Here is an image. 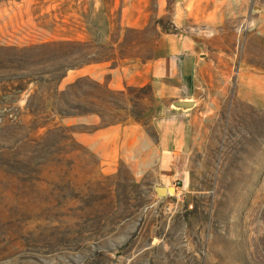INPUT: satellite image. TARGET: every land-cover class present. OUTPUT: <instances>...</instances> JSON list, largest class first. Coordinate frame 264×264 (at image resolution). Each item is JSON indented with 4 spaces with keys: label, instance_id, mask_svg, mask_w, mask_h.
Masks as SVG:
<instances>
[{
    "label": "rangeland",
    "instance_id": "1",
    "mask_svg": "<svg viewBox=\"0 0 264 264\" xmlns=\"http://www.w3.org/2000/svg\"><path fill=\"white\" fill-rule=\"evenodd\" d=\"M97 1L131 13L67 42L41 37L51 0H0V264H264V0ZM179 35L195 120L158 196L170 98L140 74Z\"/></svg>",
    "mask_w": 264,
    "mask_h": 264
},
{
    "label": "crops",
    "instance_id": "2",
    "mask_svg": "<svg viewBox=\"0 0 264 264\" xmlns=\"http://www.w3.org/2000/svg\"><path fill=\"white\" fill-rule=\"evenodd\" d=\"M40 10L34 13H46L50 27L41 29V37L51 40L89 41L97 33L104 35L107 29L106 13H131L114 8H102L97 0H51L40 4ZM115 6V5H113ZM133 13H136L135 11ZM45 33V34H44ZM197 53L194 45L186 36L168 38L161 55L147 61L141 70L140 79L152 80L161 97L170 98L161 114L157 126V137L153 143V170L155 185L168 187L175 179L185 182V157L191 144V130L195 120L194 69ZM138 67L131 66L129 77L138 84ZM194 101L187 108H177L173 101ZM177 190V187L174 188Z\"/></svg>",
    "mask_w": 264,
    "mask_h": 264
},
{
    "label": "water",
    "instance_id": "3",
    "mask_svg": "<svg viewBox=\"0 0 264 264\" xmlns=\"http://www.w3.org/2000/svg\"><path fill=\"white\" fill-rule=\"evenodd\" d=\"M174 107L187 109L193 105V101L191 100H183V101H173L171 103ZM172 187H164V186H154V191L158 196H164L167 194V190H171Z\"/></svg>",
    "mask_w": 264,
    "mask_h": 264
},
{
    "label": "built area",
    "instance_id": "4",
    "mask_svg": "<svg viewBox=\"0 0 264 264\" xmlns=\"http://www.w3.org/2000/svg\"><path fill=\"white\" fill-rule=\"evenodd\" d=\"M174 182H175V185L178 184V180L177 179H175ZM174 187H177V186H174Z\"/></svg>",
    "mask_w": 264,
    "mask_h": 264
}]
</instances>
